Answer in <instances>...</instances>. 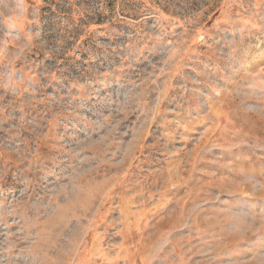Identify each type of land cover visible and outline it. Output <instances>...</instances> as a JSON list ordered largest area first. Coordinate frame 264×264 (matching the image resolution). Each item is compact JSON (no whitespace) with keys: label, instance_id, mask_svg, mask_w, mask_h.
<instances>
[{"label":"rangeland","instance_id":"rangeland-1","mask_svg":"<svg viewBox=\"0 0 264 264\" xmlns=\"http://www.w3.org/2000/svg\"><path fill=\"white\" fill-rule=\"evenodd\" d=\"M0 264H264V0H0Z\"/></svg>","mask_w":264,"mask_h":264}]
</instances>
